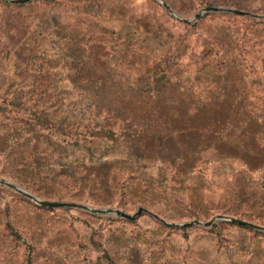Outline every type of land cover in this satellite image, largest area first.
Returning a JSON list of instances; mask_svg holds the SVG:
<instances>
[{
    "label": "rangeland",
    "instance_id": "1",
    "mask_svg": "<svg viewBox=\"0 0 264 264\" xmlns=\"http://www.w3.org/2000/svg\"><path fill=\"white\" fill-rule=\"evenodd\" d=\"M161 1L183 19L257 17L0 0V178L48 201L264 227V0ZM0 264H264V232L44 208L0 186Z\"/></svg>",
    "mask_w": 264,
    "mask_h": 264
},
{
    "label": "water",
    "instance_id": "2",
    "mask_svg": "<svg viewBox=\"0 0 264 264\" xmlns=\"http://www.w3.org/2000/svg\"><path fill=\"white\" fill-rule=\"evenodd\" d=\"M7 1L14 2V3H26V2L37 1V0H7ZM156 1L159 2L169 12V14L173 18H175L176 20H178L179 22L184 23V24H193L203 14L210 13V12L228 13V14H235V15H239V16H247V17H255V18L257 17L255 15L250 14V13L238 11V10H235L232 8L208 7V8H205V9L199 11L197 14H195L190 19H183L179 16V14H177L166 3L162 2L161 0H156ZM0 186L7 187V188L17 192L18 194H20L21 196H23L27 200L33 202L34 204H36L40 207H44V208L73 209V210L86 212V213H89L91 215L116 217V218H120V219L129 221V222H133L136 218H138L142 214H148V215L152 216L154 219H156L157 221H159L160 223H162L163 225L168 226V227H172V228H180V227L186 228V227H191V226H203L205 228H210L215 222L221 221V222L233 223V224H236L239 226L249 227V228L256 230V231H259V232H264V227H262V226L255 225V224L250 223L248 221H244L242 219L229 217V216H216L207 222H203L200 220H193V221L184 222V223H169V222L161 219L156 214H153L152 212H150L149 210H147L143 207H139L136 210V212H134L133 214H128V213H125L124 211L116 209V208H95V207H91V206L81 204V203H77V202L43 200V199H40V198L36 197L35 195L29 193L27 190H25L21 186L14 184V183H11L9 181H6L2 178H0Z\"/></svg>",
    "mask_w": 264,
    "mask_h": 264
},
{
    "label": "trees",
    "instance_id": "3",
    "mask_svg": "<svg viewBox=\"0 0 264 264\" xmlns=\"http://www.w3.org/2000/svg\"><path fill=\"white\" fill-rule=\"evenodd\" d=\"M125 136L131 137L132 139H134V138H140V135L139 134H136V133L134 135H131V136H130V134H125Z\"/></svg>",
    "mask_w": 264,
    "mask_h": 264
}]
</instances>
